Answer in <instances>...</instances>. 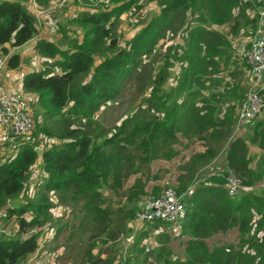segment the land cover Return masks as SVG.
Returning <instances> with one entry per match:
<instances>
[{"label": "trees", "instance_id": "16d2710c", "mask_svg": "<svg viewBox=\"0 0 264 264\" xmlns=\"http://www.w3.org/2000/svg\"><path fill=\"white\" fill-rule=\"evenodd\" d=\"M113 3L78 16L84 35L69 49L44 39L36 43L42 56L59 57L52 64L59 71L32 70L22 85L40 109L33 115L37 132L61 142L41 147L27 141L0 157V209L25 191L30 169L40 160L47 177L35 200L7 208L6 217L17 222L16 235L44 225L51 207L47 194L56 191L82 202V218L96 233L114 238L130 227L143 198L163 191L160 174L170 172L186 207L180 229L175 236H159L146 252V234L140 232L118 263L264 264V119L244 121L236 131L248 65L244 54L243 63L235 61L230 39L258 30L264 0ZM148 6L157 11H149L145 24L121 42V15ZM37 32L36 18L22 2L0 0V58L6 57L8 69L21 63L11 50ZM153 54L160 60L149 67ZM131 88L140 97L138 111L103 133L97 112ZM223 151L224 164L241 183L234 194L228 192L225 165L223 177L194 183L196 172ZM157 162L162 164L153 166ZM16 235L0 237V264H20L37 252L36 233L22 240ZM218 235L223 239L210 244ZM103 259L89 255L88 263L113 264Z\"/></svg>", "mask_w": 264, "mask_h": 264}, {"label": "rangeland", "instance_id": "374dc122", "mask_svg": "<svg viewBox=\"0 0 264 264\" xmlns=\"http://www.w3.org/2000/svg\"><path fill=\"white\" fill-rule=\"evenodd\" d=\"M51 1L52 0H41L37 2L38 9L43 12L41 14H37L36 12V14L33 13L36 18L38 32L31 41L25 43L20 49L22 53L21 66L16 70H10L3 66L0 67V74H3V78L7 80V86L0 84V93L19 94L27 101L32 115L39 112L40 109L35 103V96L24 89L19 80L20 77H23L26 73L32 70L59 71L58 68L53 67L52 65L55 60H59V57L52 59L42 56L36 49V43L44 39L57 44L62 49H69V47L73 46L74 42L80 41L84 35L85 27L83 26V28L78 22V16L83 12L100 10L102 7L94 5L89 0H85L82 3L78 1L70 2L61 8L50 10L48 7ZM114 3H117V0H114ZM149 11L153 12L157 10L156 8L153 10L151 6H148L145 8L141 7L132 14L123 13L121 15V21L118 25V33L121 42L145 24ZM176 27H178V25ZM175 33L176 31L171 30L169 34L173 35ZM254 34L255 33L250 35L249 38L246 36L241 38L236 36L230 37L232 46L234 47V59L238 64L240 60L241 63L244 62L243 54L248 49V46H245V44L248 45L247 42L250 41V38ZM99 60L100 58L98 57L95 59V62H98ZM159 60L157 56L153 54L150 57L149 67L152 66L151 63L154 61L158 62ZM158 64H153V66ZM245 87L248 90L246 74ZM140 106L141 101L137 91L134 88L125 90L117 99L101 106L96 115V122L101 126V131L103 133H108L113 126L120 124L127 116L138 111ZM257 119H264V109ZM257 119L253 121L256 122L258 121ZM39 121L43 123L41 118H39ZM238 127L240 129V125ZM86 129L89 130V128ZM234 132L236 131L233 130V136ZM246 134L247 128L241 136H245ZM27 141L35 143V145L41 147L49 146L53 143L59 144L61 142L56 138H47L46 136L39 134L34 126L28 134L17 138V140L10 145L0 141V157H5L7 154H10V152L16 151L23 142ZM181 156L182 153L175 159V161L180 162ZM160 164L162 163L157 162L153 166H159ZM223 165L224 151L222 155H219L196 172L194 180L195 185L201 181L206 183L208 178L212 175L223 177ZM169 174L167 172H162L160 174L161 182L164 185L170 184L175 187L174 177L169 176ZM46 177L47 174L44 170L43 163L38 160V162L30 169L29 176L26 180L25 191L17 196L7 198L4 206L0 209V237H13L17 234V222L14 218L6 217L8 214L7 208L17 207L28 201H34L37 193L42 188ZM261 184L264 185V183ZM255 188L258 190L260 189V186H256ZM47 195L51 207L48 209L47 220L44 222V225L42 227H32L31 229H28L27 234L16 235L17 238L22 240L27 235L36 233L39 241L37 252L28 256L20 264H89V255L98 258L100 257L102 259L104 258L103 260H109V258H111L113 264H120L118 263L120 257L126 258L129 256V247L136 239H131L130 230L134 227L132 220L129 223V228L125 229L124 232L119 231L114 238H110L104 233H96L91 222L89 221L87 223V221L82 218V202H72L68 198H65V195H61L56 191L49 192ZM25 215L28 219L32 217L30 212ZM147 223H152L147 226V232L150 234L154 229V223ZM169 225L177 227L179 223H169ZM159 229L164 228L159 227ZM137 234H140V232L137 231L135 236ZM170 235L175 236L174 234ZM148 237V234H146L142 241V244L145 242L142 246L143 252H146L145 249L147 247V241L149 240ZM222 239L223 238L220 235L214 236L213 239L209 240V243L211 244V241L213 242V240L221 241ZM226 239L227 240L223 241H230L229 236L226 237ZM98 264L102 263L99 262Z\"/></svg>", "mask_w": 264, "mask_h": 264}, {"label": "built area", "instance_id": "2783aa9c", "mask_svg": "<svg viewBox=\"0 0 264 264\" xmlns=\"http://www.w3.org/2000/svg\"><path fill=\"white\" fill-rule=\"evenodd\" d=\"M85 0H52L49 9L61 8L70 2ZM94 5L108 8L112 0H89ZM38 0H31L37 14L43 11L37 7ZM36 4V6H35ZM259 12L260 23L264 16V10ZM245 62L248 65L247 82L248 90L245 97L237 105L238 126L244 121L258 118L264 108V32L260 26L248 41V49L244 53ZM6 65V59L0 58V67ZM34 127V117L29 109L27 101L16 93H0V141L12 144L17 138L28 134ZM225 165V164H224ZM228 192L234 194L241 186L235 173L225 165ZM264 188V185H262ZM186 214L185 203L182 196L177 194L173 186L166 184L159 195H149L140 203L137 216L132 223L164 221L167 223H179ZM180 228V225L177 226Z\"/></svg>", "mask_w": 264, "mask_h": 264}, {"label": "crops", "instance_id": "0c3cea01", "mask_svg": "<svg viewBox=\"0 0 264 264\" xmlns=\"http://www.w3.org/2000/svg\"><path fill=\"white\" fill-rule=\"evenodd\" d=\"M19 1L22 2L31 13L36 14L35 13V8L32 5L31 0H19ZM259 26H260V30H262L264 32V16H263V18H262L261 23H260ZM22 46H24V45H22ZM22 46H20L18 48H15V49H12L11 52H14V53L17 52L18 53V51H19L18 54L20 55V58H22V53L20 51V49L22 48ZM3 67L4 68H7L6 65H4ZM16 69H10V70H16ZM22 78L23 77H20V79H19L21 81V83H22ZM6 82H7V80L3 78V74H0V84H2L3 86L4 85L7 86ZM0 130H1V128H0ZM132 224L134 225V227L132 226L133 228H131V239L132 240L138 235L137 234L135 236V233L137 231L148 234L149 240L147 241V247L145 249L146 251H148L150 249V245H153L154 246L156 244L157 239L159 238V236H161V235H164L165 236L166 234H173V233L174 234H177L178 230L180 229V228L176 227L175 230L173 231V230L169 229V228L172 227L170 225H167L168 228H166V229H159V228H156L157 227L156 225H153L154 229L151 231V233H152V235H151V233L149 234V232H147L148 231V227L147 226H149V224H152V223L141 222L139 224H136V223L133 222ZM153 246H151V247H153Z\"/></svg>", "mask_w": 264, "mask_h": 264}, {"label": "water", "instance_id": "95a60500", "mask_svg": "<svg viewBox=\"0 0 264 264\" xmlns=\"http://www.w3.org/2000/svg\"><path fill=\"white\" fill-rule=\"evenodd\" d=\"M36 151L39 153L40 152V150L38 149V148H36Z\"/></svg>", "mask_w": 264, "mask_h": 264}]
</instances>
